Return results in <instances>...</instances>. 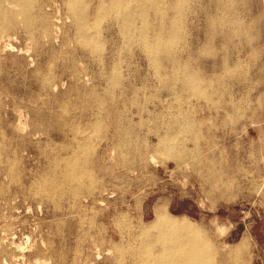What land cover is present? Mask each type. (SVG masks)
Returning a JSON list of instances; mask_svg holds the SVG:
<instances>
[{
  "label": "bare ground",
  "instance_id": "6f19581e",
  "mask_svg": "<svg viewBox=\"0 0 264 264\" xmlns=\"http://www.w3.org/2000/svg\"><path fill=\"white\" fill-rule=\"evenodd\" d=\"M196 6L206 15L204 40L193 53L186 21L196 15ZM260 16L264 22V0H0V179L12 183L26 179L30 195L40 204L50 200L59 208L58 201L71 198L93 208L94 196L109 194V182L102 184L92 170L98 159L92 158V137L109 117L116 136L111 142L127 171L142 166L141 150L147 149L146 139L135 130L160 129L154 133V150L177 165H189L209 187L218 188L225 182L219 177L229 170L205 163L197 124L187 108L181 112V101L196 98L220 105L223 112L217 124L236 129L243 117L235 114L241 103L237 108L225 94L230 82L248 81L250 70L243 66L241 48L249 47L247 60L262 51L257 45ZM234 53L235 58L228 57ZM136 54L146 62L144 75L140 67L131 70V61L122 68L123 60ZM202 60L214 62L217 71L202 73L198 66ZM92 61L97 70L81 68ZM10 74L21 76L24 84L14 86L16 79L5 77ZM26 81L35 93L24 105L25 113L15 118L7 97L11 90H24ZM146 91L165 93L178 105L140 98ZM131 101L139 104L128 112L124 107ZM21 119L30 126L24 136L18 133ZM33 138L41 172L27 175L20 168L19 154L24 159L28 148L21 146L22 141L30 143ZM190 141L193 147L188 146ZM7 192L1 181L0 195ZM153 215L146 225L136 216H126L134 221L129 235L117 231L109 236L90 219L91 229L78 234L83 244L79 264H109L110 253L118 264H245L242 244L226 253L217 238L184 217L170 215L163 204ZM102 253L105 258L96 262Z\"/></svg>",
  "mask_w": 264,
  "mask_h": 264
},
{
  "label": "rangeland",
  "instance_id": "374dc122",
  "mask_svg": "<svg viewBox=\"0 0 264 264\" xmlns=\"http://www.w3.org/2000/svg\"><path fill=\"white\" fill-rule=\"evenodd\" d=\"M196 8L193 19L189 17L186 21L187 30L192 35L189 44L193 53L199 52L204 40L203 17L206 15L204 8ZM259 30L257 45L263 48L258 51L257 58L247 60L249 47L241 48L243 66L246 68L248 65L250 70V74L246 75L248 81L230 82L225 94L226 99L232 97L237 108L241 103V109L235 114H243V117L236 129L219 127L216 118L223 112L220 105L212 106L196 98L181 101V112L184 113L187 108L197 124L198 145L205 163L215 170H229V174L219 177L220 181H225L224 184L213 189L189 165H177L157 149L155 151L154 133L160 129L151 132L145 127L135 130L138 137L146 139L147 149L141 150L142 166L135 171H127L119 163L118 150L113 148V137L116 136L107 117L104 129L92 137L93 160L96 161L98 156L96 167L92 170L95 176L100 177L102 184L109 182V194L94 196L97 203L93 208L87 207V201L74 202L71 198L58 201L59 208L50 200L40 204L38 199L30 195L27 188L29 181L26 179L17 183H12L9 178L0 179L9 189L5 195H0V264H79V251L83 244L78 234L89 227L91 229L90 219L102 225V229L106 228L109 236L117 231L129 235L134 231L133 220L130 223L126 216H136L141 225H146L153 219L155 207L162 204L170 215L178 219L184 217L200 225L211 237L217 238L226 253L231 247L242 244L247 256L245 264H264V22L261 16ZM233 55L229 54L228 57L235 58V53ZM130 61L133 66L131 70L140 67L142 75L148 72L146 62L139 54L126 57L122 68L125 69ZM84 65L90 70H97L94 61L84 62L81 68ZM198 66L202 73L217 71L216 64L211 60H202ZM5 77L16 79L14 86L25 82L19 75ZM250 79L252 82H249ZM25 86L24 90H11L7 97L12 103L8 110L12 109L15 118L25 113L24 105L29 103L35 93L28 81ZM139 96H148L153 100L157 98L155 103L160 99L164 106L167 103L174 107L178 105L165 93L146 91ZM2 97L4 99L6 94ZM214 101H217V97ZM137 104L139 102L131 101L124 108L131 112ZM73 107L75 105L72 103ZM148 107L151 109L152 105ZM251 119L255 124H251ZM21 122L18 133L24 136L23 132L30 126L23 124V119ZM46 130H49L48 126ZM67 135L72 136V133L68 132ZM35 139H31L30 143L19 141L23 142L22 147L28 148L24 159L19 154L20 168L27 175L41 172V162L34 147ZM193 145L192 141L188 144L189 147ZM19 184L24 187H17ZM90 255L92 258L93 254ZM110 255L109 264H118L116 256ZM103 258L104 253L102 259L96 262Z\"/></svg>",
  "mask_w": 264,
  "mask_h": 264
}]
</instances>
